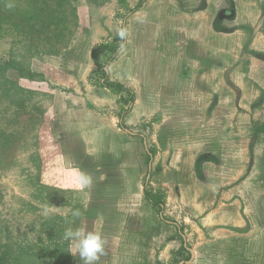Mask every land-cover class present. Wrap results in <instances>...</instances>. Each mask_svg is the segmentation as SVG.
Here are the masks:
<instances>
[{"label": "rangeland", "instance_id": "1", "mask_svg": "<svg viewBox=\"0 0 264 264\" xmlns=\"http://www.w3.org/2000/svg\"><path fill=\"white\" fill-rule=\"evenodd\" d=\"M36 1L0 0V56L8 53L21 57L40 72L62 58L44 54L55 50L61 55L65 45L78 35L85 39L92 37V50L100 45H105V49H96L97 63L91 54L82 66H72L66 58L65 68L73 69L75 76L69 81L71 84L67 83L69 87L55 84L54 77L50 81L42 73L36 80H24L25 85L35 89L36 96L41 94L30 99L29 105L48 108L47 111L42 108L43 113L17 115L0 101V131L11 135L6 142L8 146L0 149V240L9 243L7 251L17 255L16 263L83 264L78 255L70 253L71 245L64 239V232L69 227H86L101 231L107 239L105 255L98 264H179L181 261L190 264L195 254L191 256L189 249L193 250L200 240L202 244L197 249L205 254L223 255L218 258L219 264H264V88L245 113L244 108L237 106L239 91L228 82L229 103L238 107L235 115L228 116V124L236 123L237 129L229 131L228 137L247 138L248 152L245 153L243 145L234 150L229 147L228 160L222 162L226 169L214 171L213 177L202 185L200 207L193 210L181 206L174 189L176 179L169 174L161 176L160 160H154L156 148L150 137L145 136L146 127L123 122L134 101L133 90L126 83L110 81L106 73L124 35H114L113 23L104 25L108 19L98 9L102 4L97 0H44L49 2L47 7L43 0ZM143 1L138 5V0H116L111 2L114 7L106 9L109 12L118 9L115 15L120 18L137 10ZM260 20L264 44V0ZM87 42L80 47L83 49ZM251 57L264 61V45L257 50L245 46L242 63ZM10 77L16 78L14 74ZM103 83H118L123 88L119 91ZM57 87L67 89L56 92L65 99L68 96L69 100L74 99L76 114L83 119L73 138H82L81 145L63 141L61 144L60 140L54 143L55 138L50 134L48 110L52 101L44 96ZM106 93L109 95L104 104ZM62 100L58 98L56 104ZM2 110L16 119L12 129L4 123ZM114 116L119 118V124ZM231 118L234 123L230 122ZM112 121L119 128L117 133L112 128L97 129L98 125ZM99 138L109 144L98 145ZM114 142L118 145L111 144ZM61 158L69 166L91 173V188L79 191L66 187L69 177ZM112 173H120L121 177ZM223 187L226 189L221 190ZM130 195L139 204L143 203L145 211L149 204L154 207L152 219L147 224L144 222V230L140 225L139 232L134 221L128 216L124 218L134 205L125 198ZM147 197L159 199L161 208ZM220 202H223L220 208L213 211ZM74 212L80 215L74 216ZM118 212L122 216L120 225L118 222L100 225L102 213L117 218ZM206 217L216 224L211 228L200 226ZM177 221L178 225H174ZM4 226L7 236L1 230Z\"/></svg>", "mask_w": 264, "mask_h": 264}, {"label": "crops", "instance_id": "2", "mask_svg": "<svg viewBox=\"0 0 264 264\" xmlns=\"http://www.w3.org/2000/svg\"><path fill=\"white\" fill-rule=\"evenodd\" d=\"M97 1L102 4L98 9L108 19L104 25L113 23L114 35L124 32V40L106 72L110 81L126 83L134 92V101L123 122L146 127L145 136L150 137L156 148L154 160H160L161 176L169 174L176 179L174 189L181 206L198 209L204 193L202 185L213 177L214 171L226 169L222 162L228 160L229 147L234 150L243 145L245 153L248 152L247 138L228 137L229 131L237 130L236 123L228 124V116L235 115L238 107L247 113L264 88V61L255 57L245 63L241 60L245 46L253 50L263 48V31L259 28L262 0H144L137 10L120 18L115 15L118 9L113 12L106 9L107 6L114 7L111 2L116 0ZM78 36L65 45L61 55L55 50L44 54L62 57L55 60L53 66L49 63V68L40 70L44 78L51 81L54 77L52 82L69 87L67 83L71 84L69 81L75 76L73 69L68 71L65 68L66 58L72 66H82L90 57L94 44L92 37ZM88 40L92 42L90 45ZM86 42L88 45L82 49L81 44ZM43 61V64L47 63L45 59ZM228 82L233 85L231 88L235 86L234 89L239 91L238 107L229 103ZM57 88L44 96L52 101L48 110L50 134L55 138L54 143L60 140L61 144L63 141L81 145L82 138H73L77 136L75 131L80 130L78 124L83 119L76 114L74 99L69 100L70 96L65 99L59 93L67 89ZM36 95L34 98L41 96ZM106 95L109 94H104V104ZM58 98L63 99L60 104H56ZM42 108L48 109L40 107V113H43ZM113 118L119 124V118ZM232 118L230 122L234 123ZM113 122L100 124L97 129L112 128L117 133L119 128ZM103 142L109 144L99 138L98 145ZM111 175L121 177L120 173ZM125 198L134 205L124 218L128 216L131 222L134 221L137 232L144 230V222L147 224V220L152 219L154 207L149 204L147 214L142 208L143 203L139 204L134 196ZM136 198L139 199L138 194ZM222 204L220 202L213 211L216 212ZM118 215L117 218H108V213H102L100 225H115L116 222L120 225L121 212ZM173 224L178 225V221ZM214 224L206 217L200 226L211 228ZM140 225L142 229H139ZM201 244L200 240L194 246L192 252L195 255L190 264H219L218 258L223 255L205 254L197 249Z\"/></svg>", "mask_w": 264, "mask_h": 264}, {"label": "trees", "instance_id": "3", "mask_svg": "<svg viewBox=\"0 0 264 264\" xmlns=\"http://www.w3.org/2000/svg\"><path fill=\"white\" fill-rule=\"evenodd\" d=\"M37 2L36 0H30V2ZM142 0H138V5H140ZM43 3L48 6V1H44ZM105 49V45H100L97 48ZM96 48V49H97ZM93 49L91 52L92 59L97 63L95 51ZM41 72L34 70L31 66H28V63L25 62L21 57H16L11 54L2 53L0 56V101L2 100L5 104V107L8 111L17 113V115L21 112H30L31 114H39L40 111L29 105L30 99H32L36 95L35 89L29 88V86L25 85V81H33L36 80L35 77L39 76ZM10 74H14L16 78H11ZM39 79V78H38ZM41 80V79H40ZM105 86L113 87L120 91L123 87L118 83H103ZM132 99V97H131ZM4 116L3 120L5 124L8 125L9 129H12L13 123L16 122L14 116H9L7 111H1ZM1 127V126H0ZM11 135L4 134L0 131V149L3 150L8 146L6 142H9ZM6 144V145H5ZM0 150V151H1ZM148 201L152 204H155L161 208L162 203H159V199H154L147 197ZM179 229V228H178ZM3 234L6 233L7 236V227H1ZM180 230V229H179ZM5 237V236H4ZM10 247L9 243H5V240H0V264H17L16 256H13L11 253L7 251Z\"/></svg>", "mask_w": 264, "mask_h": 264}, {"label": "clouds", "instance_id": "4", "mask_svg": "<svg viewBox=\"0 0 264 264\" xmlns=\"http://www.w3.org/2000/svg\"><path fill=\"white\" fill-rule=\"evenodd\" d=\"M121 36L124 32L121 31ZM61 163L65 166V172L69 177V183L66 187L75 190L84 191L91 188L93 178L91 173L86 172L78 166H69L61 158ZM74 216H79V212H74ZM64 239L70 242V253L79 257L83 264H98L101 257L105 255L107 239L99 230H88L86 227H69L65 229Z\"/></svg>", "mask_w": 264, "mask_h": 264}, {"label": "water", "instance_id": "5", "mask_svg": "<svg viewBox=\"0 0 264 264\" xmlns=\"http://www.w3.org/2000/svg\"><path fill=\"white\" fill-rule=\"evenodd\" d=\"M189 250H190V253H191V256H192L193 252H192L191 249H189ZM179 264H183V262L181 261V262H179Z\"/></svg>", "mask_w": 264, "mask_h": 264}]
</instances>
